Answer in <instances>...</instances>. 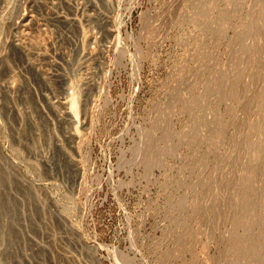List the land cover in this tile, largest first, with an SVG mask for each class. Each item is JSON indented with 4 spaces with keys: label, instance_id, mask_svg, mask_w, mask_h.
<instances>
[{
    "label": "rangeland",
    "instance_id": "rangeland-1",
    "mask_svg": "<svg viewBox=\"0 0 264 264\" xmlns=\"http://www.w3.org/2000/svg\"><path fill=\"white\" fill-rule=\"evenodd\" d=\"M262 8L0 0V264H259L264 219L247 232L232 208L244 141L264 155V28L243 31ZM237 72L235 97L206 89ZM249 233L255 252L228 249Z\"/></svg>",
    "mask_w": 264,
    "mask_h": 264
},
{
    "label": "bare ground",
    "instance_id": "bare-ground-1",
    "mask_svg": "<svg viewBox=\"0 0 264 264\" xmlns=\"http://www.w3.org/2000/svg\"><path fill=\"white\" fill-rule=\"evenodd\" d=\"M262 9H264V8H262ZM260 11V10H259ZM258 11V12H259ZM263 12V11H262ZM262 12H261V14H259V13H257L259 16H255V17H252V18H250L248 21H246V23H244V25L245 26H243V28H244V30L243 31H245V33H247V31H250V32H252V29H254L255 31L257 30L256 28H257V26L259 25V27L260 28H264V14H262ZM254 15H256V13L254 14ZM252 16V15H251ZM250 16V17H251ZM28 18V17H27ZM27 20V19H26ZM25 20V21H26ZM258 31H260L259 29H258ZM257 31V32H258ZM249 32V33H250ZM264 32V31H263ZM244 33V32H243ZM244 33V34H245ZM254 33V32H253ZM259 33V32H258ZM260 33H261V31H260ZM252 34V33H251ZM254 34H256V33H254ZM262 35V34H261ZM260 36V35H259ZM261 38V37H260ZM249 39H251V38H249ZM253 40H254V38H252ZM257 39L258 38H256V41H257ZM263 39V42H261L260 41V39H259V42L262 44V46H260V47H258L259 49H262V51H261V55L262 56H260V57H262V59L264 60V36H263V38H261V40ZM255 41V42H256ZM245 42H246V40H245ZM249 42H252L251 40L249 41ZM248 42V43H249ZM243 43H244V41H243ZM259 43V44H260ZM251 44H254V41H253V43H251ZM256 46V45H255ZM250 47H246V45H244L243 44V46H242V49L244 50V51H248V49H249ZM256 48V47H255ZM257 48V49H258ZM251 49H252V47H251ZM257 51H259L260 52V50H257ZM256 51V52H257ZM248 52H250V51H248ZM258 52V53H259ZM258 53H256V55L258 54ZM253 54V53H252ZM258 56V55H257ZM258 56V57H259ZM236 57H238V56H236ZM236 59V58H235ZM239 59V58H238ZM259 61V60H258ZM236 62H238V60L236 61ZM235 62V63H236ZM260 62V61H259ZM241 63V62H240ZM239 62H238V64H240ZM246 65L248 64V66H250L251 65V61L250 60H248L246 63H245ZM263 65H264V62H263ZM247 66V67H248ZM239 67V66H238ZM246 67V66H245ZM236 69H238V68H236ZM235 69V70H236ZM243 70V69H242ZM261 70H263V68L262 69H260L259 70V72L261 73ZM246 71V70H245ZM263 72V71H262ZM221 73V72H220ZM242 73H244V72H242ZM225 74H226V72H225ZM222 75V77L221 78H217V79H215V80H212V83H210V84H208L207 85V87H206V89H208V91H210L211 90V92L213 91V93L214 92H216V94L217 93H219V94H222L223 93V91L225 92L226 91V89H227V86H225V81H228L230 78H232L233 76L235 77V78H238L239 77V75H238V72H237V74H236V76L235 75H232L231 77H227L226 75ZM228 74V73H227ZM229 74H231V72L229 73ZM228 74V75H229ZM264 75V72H263V74H261V76H263ZM261 77H259L258 79H260ZM232 80H235V79H232ZM231 80V81H232ZM260 81V80H259ZM209 83V82H208ZM228 83V82H227ZM229 83H230V81H229ZM233 83V82H232ZM259 83H262V84H264V80H263V82L261 81V82H258V84ZM234 85V84H233ZM233 85H232V87H233ZM261 84H259V86H260ZM229 86V85H228ZM232 87H229L228 89H227V92L228 91H230V92H228V94L230 93V94H234V92H232L234 89L232 88ZM258 87V86H257ZM261 88H262V86H260ZM260 87H259V89H260ZM263 87H264V85H263ZM235 88V87H234ZM233 89V90H232ZM264 88H262V90H263ZM223 90V91H222ZM227 92H226V94H227ZM264 92V91H263ZM259 93V94H262V95H260L259 97H258V95H255V96H257L258 98H256V105L255 104H253L252 103V106L253 105H255V106H253V107H261V111H262V109H264V103H262V102H264V93ZM245 93V92H244ZM255 94V93H254ZM257 94V93H256ZM245 95H246V93H245ZM214 96V95H213ZM216 96V95H215ZM220 96V98H221V96L222 95H219ZM224 96H225V94H224ZM234 97H235V95H233ZM249 96H251V95H249ZM252 96H254V95H252ZM227 96H225V98H226ZM248 97V96H247ZM219 98V97H218ZM217 98V99H218ZM230 98V97H229ZM232 99H233V97H231ZM230 98V99H231ZM248 98H250V97H248ZM224 99V98H223ZM221 100H222V98H221ZM220 100V101H221ZM246 100H248L247 98H246ZM219 100H218V102H220ZM224 101V100H223ZM199 103V100H198V98H196L195 100H194V102H192V104L194 105V104H198ZM245 103H247L246 105L248 106V108H249V105H248V101H246ZM250 104V103H249ZM262 105V106H261ZM251 107V106H250ZM259 108L257 109V110H259ZM254 109V108H253ZM253 109H252V111H253ZM257 110H255V111H257ZM260 110H259V115H260V117L258 118V120H257V118L256 117H258L257 116V114H256V112H255V114H256V117H254V118H256V121L257 122H255L256 123V126H259V127H261V128H264V115H261L260 114ZM264 111V110H263ZM252 115H254V114H252ZM251 115V116H252ZM262 117V118H261ZM261 119V120H260ZM255 120V119H254ZM247 122V121H246ZM254 122V121H253ZM248 123V122H247ZM254 123V124H255ZM253 123H252V125H254ZM247 125V124H246ZM250 125V127L249 126H246L247 127V129H250L252 126H251V124H249ZM206 126V125H205ZM255 126V125H254ZM256 126L255 127H253V128H256ZM207 127V126H206ZM246 127H244V128H246ZM208 128V127H207ZM207 130H209V129H207ZM252 130V129H251ZM253 130H256V129H253ZM258 130H259V128H258ZM210 131V130H209ZM211 132V131H210ZM249 132V131H248ZM208 134H209V132H207ZM245 135V134H244ZM210 137L212 136V135H209ZM208 137V136H207ZM153 137H151L150 139H152ZM244 138H246V136L244 137ZM248 138H249V136H248ZM149 139V138H148ZM148 139H147V141L146 142H148ZM243 140H245V139H243L242 138V141ZM144 142H145V140H143ZM143 141H141V143H139L138 145H137V147H136V158L138 159V162H139V159L143 162H148V160L149 159H151L150 158V156L151 155H153L152 153H156V150H158L156 147V149L155 150H153V149H151V148H149V146H147V145H149L148 143H147V145H146V143H143ZM153 141V142H152ZM156 142H157V140H155ZM154 141V139H152L151 140V142L150 143H152V145H153V143L155 142ZM241 141V142H242ZM155 142V143H156ZM238 142H240V141H238ZM240 142V143H241ZM248 142V141H247ZM246 142V140L244 141V145H246V150H245V152H246V154H247V156L246 157H248V160H246L245 159V161L244 162H246V166H244V165H240V161H238L239 162V165H240V169H239V171L237 172V175L235 176L236 177V181H235V189L236 188H246V190L244 191V193H241V192H236L235 193V190H234V195H237V193L239 194L238 196H236L237 197V200H235L236 202H235V204L236 203H238L237 205H236V207L234 206L232 209H236L237 210V213H236V216L238 217V219L235 221V219H234V222H235V224L236 225H234V226H237V228H242V229H244L245 231H252L253 230V228L256 226V225H258L259 226V223H260V225L263 223V219H264V190L262 191V192H260L259 194H256V190H254L253 191V189H250V193H251V190L253 191V193H251V195H250V193H248V192H246L247 190H248V188H259V190H260V188H261V190L264 188V155H262V152H260L259 151V146H256V145H254V144H249V143H247ZM239 144V143H238ZM241 144H243V142L241 143ZM151 147V146H150ZM153 148V147H152ZM244 149L245 148H243V150L242 149H237V150H242L243 152H244ZM154 151V152H153ZM248 152H250V153H248ZM238 153V152H237ZM241 154H242V152H241ZM155 155V154H154ZM225 156V155H224ZM241 156V155H240ZM242 156H243V154H242ZM151 157H153V156H151ZM238 157V156H237ZM244 157V156H243ZM234 158H236V154H235V157ZM226 159V158H225ZM229 159V158H228ZM237 159L238 158H236V160H234V161H236L237 162ZM136 160V159H135ZM240 160V159H239ZM137 161V160H136ZM143 162V163H144ZM241 162H242V160H241ZM243 162V163H244ZM140 163V162H139ZM221 163V162H220ZM228 163V162H227ZM134 164H135V161H134ZM156 164V163H155ZM222 164V163H221ZM223 164H224V162H223ZM223 166V165H222ZM218 167H220V168H222L221 166H218ZM223 167H225V166H223ZM219 168V169H220ZM236 170H237V168H236ZM235 170V171H236ZM209 174H210V172H209ZM233 175H235V174H233ZM230 179V178H229ZM235 179V178H234ZM233 179V180H234ZM213 181V180H212ZM216 182V181H215ZM228 182V181H227ZM230 182V181H229ZM228 182V183H229ZM216 184H217V182H216ZM232 184H234V182L232 181ZM233 186V185H232ZM232 188V187H231ZM230 188V189H231ZM234 189V187L232 188V190ZM211 191H212V188L210 189ZM227 190V189H226ZM237 190V189H236ZM220 191V190H219ZM222 191H223V189H222ZM228 191H229V189H228ZM228 191H226L227 192V194L229 193ZM240 191H242L241 189H240ZM249 191V190H248ZM210 192V191H209ZM211 193V192H210ZM219 194L221 195V192H219ZM223 194V193H222ZM227 194H226V197H227ZM225 195V194H224ZM223 195V196H224ZM229 196V195H228ZM219 197H222V195L221 196H219ZM225 197V196H224ZM258 197V198H257ZM218 199V198H217ZM227 199H229V198H227ZM253 199H254V201H253ZM230 200V199H229ZM228 200V201H229ZM230 204H232V203H230ZM235 204H233V205H235ZM232 205V206H233ZM229 206V205H228ZM231 207V205L229 206V208ZM202 210V209H201ZM203 210H205V209H203ZM208 210H210L209 209V207H208ZM207 210V211H208ZM206 211V210H205ZM204 211V213H206V214H208V212H205ZM233 211V210H232ZM202 214L201 215H203L204 213H203V211L201 212ZM231 214L232 213H229V214H227L228 215V218H231V217H229V215L231 216ZM233 215H235V213H233ZM204 216H206V215H204ZM232 217H234V216H232ZM232 224H233V222H231ZM264 225V224H263ZM263 225H261L262 227H263ZM258 226H257V228H258ZM256 228V229H257ZM263 229V228H262ZM261 229V230H262ZM234 230V229H233ZM258 230V229H257ZM260 230V231H261ZM255 230H253V232H254ZM263 231H261V233H262ZM252 233V232H251ZM264 234V233H263ZM250 233L248 234V236H246V237H244V238H241V237H239V236H236V237H239V238H237V240H236V238H235V236H233L235 239V242L233 243V244H231V246H230V248H228V249H230L231 251H233L234 253H242V252H245V251H254L255 252V246H254V244L253 243H255L256 241H254L252 238H254V237H252V235H251V237H250ZM258 235V234H257ZM260 235V234H259ZM231 236V235H230ZM250 237V242H249V238ZM261 237V236H260ZM263 237V236H262ZM232 238V237H231ZM251 239L253 240L252 242H251ZM233 240V239H232ZM229 241V240H228ZM230 242H231V240H230ZM226 243H227V241H226ZM258 243V242H257ZM223 244V243H222ZM225 244V243H224ZM230 244H228V245H230ZM256 244V243H255ZM256 246H258V248L261 250V257H260V259H259V264H264V243H258ZM226 247V246H225ZM224 246H223V249L225 248ZM257 248V247H256ZM226 249V248H225ZM259 249H257V250H259ZM226 252V251H225ZM224 252V253H225ZM223 253V255H226V254H224ZM233 253V254H234ZM230 254H231V252H230ZM252 254H253V252H252ZM232 255V254H231ZM234 255H236V254H234ZM233 255V256H234ZM255 256H257V252H256V254H254ZM236 256H238V255H236ZM236 256H234V257H236ZM255 256L254 257H252L255 261H256V258H255ZM229 257V256H228ZM232 257V256H231ZM233 257V258H234ZM226 258V257H225ZM237 258V257H236ZM236 258L235 259H233V260H235V262H233L234 264L236 263ZM238 258H240V259H242L241 258V256L240 257H238ZM237 258V259H238ZM252 258H250L251 260H252ZM258 258V257H257ZM227 259V258H226ZM226 259L224 260L225 262H227L226 261ZM231 259V258H230ZM247 259V258H246ZM244 260H245V258H244ZM244 260H242V262L244 261ZM247 260H249V258L247 259ZM258 260V259H257ZM224 261H222L223 263H224ZM230 260L228 259V262H229ZM239 262L241 261V260H238ZM238 262V263H239ZM249 262H251V261H249ZM254 263V261L252 262V263H250V264H253ZM256 263V262H255ZM226 264V263H225ZM241 264V263H240ZM258 264V263H257Z\"/></svg>",
    "mask_w": 264,
    "mask_h": 264
}]
</instances>
